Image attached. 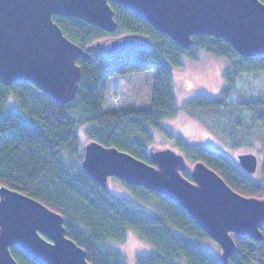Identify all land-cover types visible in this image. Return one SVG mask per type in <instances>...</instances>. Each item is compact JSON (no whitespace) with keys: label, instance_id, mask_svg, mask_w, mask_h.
Returning <instances> with one entry per match:
<instances>
[{"label":"trees","instance_id":"obj_1","mask_svg":"<svg viewBox=\"0 0 264 264\" xmlns=\"http://www.w3.org/2000/svg\"><path fill=\"white\" fill-rule=\"evenodd\" d=\"M110 3L118 23L114 32L78 17L55 15L54 20L83 47L126 34L147 37L151 45L119 53L94 50L90 60L79 59L83 75L75 99L66 105L31 81L6 86L0 79V185L62 214L66 235L86 250L92 264H126L125 254L114 246L128 231L151 246V251L136 256L134 264H224L220 252L215 254L205 243L212 238L170 198L117 179L130 191V196H118L93 180L81 165L83 141L94 140L150 161L153 130L161 129L163 120L187 108L219 115L229 105L227 98L239 76L264 70V56H243L228 41L207 34L194 35V45L185 49L134 11ZM200 49L227 59L226 88L219 97L197 95L179 106L171 66H180L183 56L197 59ZM142 72L151 73L150 105L106 108L111 79ZM10 97H15L16 106L7 105ZM245 105L264 122V100ZM260 142L264 146V131ZM183 144L178 141L189 161H203L242 195L264 198V162L261 181H255L223 150ZM261 230L264 234V227ZM232 236L237 249L229 264H264V240ZM11 252L20 264H39L18 246Z\"/></svg>","mask_w":264,"mask_h":264},{"label":"water","instance_id":"obj_2","mask_svg":"<svg viewBox=\"0 0 264 264\" xmlns=\"http://www.w3.org/2000/svg\"><path fill=\"white\" fill-rule=\"evenodd\" d=\"M111 1L134 11L185 49L194 45V35L207 34L228 41L243 56H264L262 0H0L2 82L11 86L31 81L66 105L75 99L83 75L79 59L90 60L94 50L119 53L150 46L149 38L126 34L113 36L107 46L95 43L103 38L83 47L54 20L55 15L78 17L114 32L118 23ZM152 146L146 161L87 141L81 165L104 188L110 189L116 178L179 204L220 245L224 264L237 249L232 233L264 240V198L240 194L203 161L191 163L175 148ZM238 162L249 173L258 168L253 152L239 154ZM15 246L39 264H92L86 250L66 235L62 214L0 185V264H20L11 252Z\"/></svg>","mask_w":264,"mask_h":264},{"label":"rangeland","instance_id":"obj_3","mask_svg":"<svg viewBox=\"0 0 264 264\" xmlns=\"http://www.w3.org/2000/svg\"><path fill=\"white\" fill-rule=\"evenodd\" d=\"M112 39L113 36L104 41L95 42V40L94 42L107 46ZM227 67L226 58L203 49L198 50L197 59L183 56L180 66H171L178 105L183 106L197 95L221 96L226 88ZM150 79L151 73L148 72L112 78L105 101L106 108L119 109L150 105L152 91ZM260 99L264 100V70L243 73L227 98L229 105L224 106L219 115L201 110L189 112L188 108L180 110L175 118L163 120L161 129L153 130L152 149L171 147L182 152L178 147V141L181 140L185 143L184 146H204L223 150L237 163H239V154L253 152L259 156L258 168L254 173L245 171L255 181H261L264 146L260 142V137L264 131V122L245 105L246 101ZM7 105L16 106L15 97H10ZM86 142L84 140L83 145ZM110 186L114 194L130 196L127 187L116 178L111 181ZM205 243L215 254L221 251L220 245L215 240H206ZM114 247L125 254L126 264H134L138 254L151 251V246L141 240L135 231H128L125 240L115 243Z\"/></svg>","mask_w":264,"mask_h":264},{"label":"flooded vegetation","instance_id":"obj_4","mask_svg":"<svg viewBox=\"0 0 264 264\" xmlns=\"http://www.w3.org/2000/svg\"><path fill=\"white\" fill-rule=\"evenodd\" d=\"M258 160H259V157H258Z\"/></svg>","mask_w":264,"mask_h":264}]
</instances>
